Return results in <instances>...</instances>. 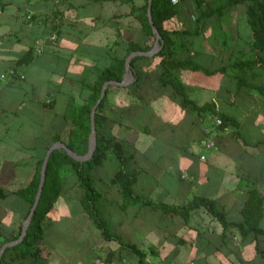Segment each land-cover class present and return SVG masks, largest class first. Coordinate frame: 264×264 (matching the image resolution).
<instances>
[{"label":"crops","instance_id":"1","mask_svg":"<svg viewBox=\"0 0 264 264\" xmlns=\"http://www.w3.org/2000/svg\"><path fill=\"white\" fill-rule=\"evenodd\" d=\"M238 6L243 5L228 8L220 17L204 18L202 48L196 49L192 42L198 36L187 40L196 61L210 69L227 66L224 73L208 76L209 81L203 78L201 89L188 86L187 78L197 75L194 72L180 77L193 99L215 100L220 112L235 116L241 135L253 145H243L234 137L233 128L219 129L211 125L212 119L201 120L166 97L156 96L159 92L149 84L142 93L152 102L153 113L145 119L158 121L166 131L152 136L150 130L133 137L129 129L121 127L117 136L133 152L130 169L138 170L133 186L138 195L174 205L203 195L215 200L229 220L242 222L248 189L255 187L264 197V97L255 90L235 91L236 71L229 63L247 54L244 37L248 34L242 18L244 6L240 16L236 15ZM128 11L127 4L111 1L0 0V74L11 68L15 71L12 77L0 78V189L6 193L0 196V240L15 234L26 218L27 203L13 191L28 183L41 137L60 132L66 125L62 112L68 95L78 92L71 80H77L85 66L92 68L105 60L100 48L114 40L113 22L121 25L124 41L140 37L136 23L125 17ZM117 15L123 16L115 18ZM186 20L179 11L165 27L176 22L169 29H183ZM227 26L237 27L233 37ZM51 34L56 35L54 40L48 39ZM39 37L43 38L41 51L30 63L15 65ZM226 78L234 81V93L223 86ZM253 83L264 86V73L259 71ZM245 95L252 97V103L243 99ZM203 137L213 140L212 149L200 145ZM257 140L262 141L255 144ZM114 169L115 161L109 157L91 170L100 193L97 208L106 229L114 234L108 238L81 207L78 199L83 191L75 178L60 169L66 190L41 223L39 244L45 264H94L96 259L105 264H137L135 250L144 254L145 264H264V235H257L258 250L255 242L242 241L234 227L226 229L223 241L221 226L202 208L191 211L185 224L179 215H166L139 202L121 205L119 190L111 183ZM259 224L264 228V216Z\"/></svg>","mask_w":264,"mask_h":264},{"label":"trees","instance_id":"2","mask_svg":"<svg viewBox=\"0 0 264 264\" xmlns=\"http://www.w3.org/2000/svg\"><path fill=\"white\" fill-rule=\"evenodd\" d=\"M93 1L127 4L129 11L125 14V17L130 16L132 18L140 29L141 35L138 39L124 41L121 25L113 22L115 38L108 46L100 48L102 51L101 58L105 61L100 64L97 63L92 68L85 66L81 76L77 80H71V86L77 85L78 92L73 91L68 95L62 112V118L66 125L60 132H54L44 138L41 137L38 147L40 153L35 157L33 172L28 183L24 187L13 191L14 194L27 203L24 218L34 201L39 183L40 167L49 145L54 141H61L77 154H84L87 151L88 135L90 133L91 107L100 94L103 82L106 80L120 81L125 71L124 61L126 56L131 51L149 50L154 41L152 28L147 17L148 0H141L139 4L135 0ZM183 1L178 0L176 3H172L171 0L151 1V19L161 37V48L151 56L142 55L132 58L130 73L133 80L130 83L127 85H108L106 87V93L94 113L96 147L88 160H74L61 148L54 149L50 153L46 163L42 191L27 227V232L20 242L7 247L3 251L0 264H45L46 260L42 256V248L39 244L43 237L41 223L58 197L66 190V188H63L60 169H66L75 178L74 182L83 191V195L78 199L81 207L92 221L102 229L104 238L114 235L106 229V221L97 208L100 193L93 184L91 174L93 168L103 164L109 157L115 161L111 183L116 185L119 190L121 205L127 206L139 202L157 208L166 215H179L185 224H187L191 211L202 208L208 216L221 226L220 237L223 241L226 229L234 227L243 237L242 241L255 242V249L258 250L257 235H264V228L260 227L259 224L264 216V197L260 190L255 187L248 189L241 208L242 222L229 220L225 212L217 207L215 200L203 195H193L182 205L152 201L134 191L133 186L137 180L138 170L130 169L133 152L128 151L124 140L117 136L120 128L125 127L135 137L139 133L138 129L142 120L149 112L153 113V108L150 107L152 102L147 101L142 93L143 87L149 84L159 92L156 96L166 97L170 103L193 112L201 120L212 119L211 125L219 129L233 128L234 137L241 140L243 145H253L238 130V119L233 115L220 112L215 100L208 99L199 102L193 99L189 94L187 85L178 75V70L200 72L205 76L224 73L227 66L210 69L196 61L195 53H189L190 48L187 45V40L189 37L194 38L200 35L205 17H220L228 8L243 5L248 30V34L244 37L247 54L229 63V66L236 71L233 75L235 91L240 88L255 90L264 97V86L253 83V78L259 71L264 73V0H191L195 5L193 28L169 29L165 27L167 20L178 15L180 4ZM121 16L117 15L115 18ZM35 54L34 47L27 49L22 56L14 61L15 65L30 63ZM154 59H157V61L151 65L150 62ZM139 62L143 64L138 65ZM81 92H85V94H81ZM215 116L220 119V124H214ZM141 129L144 133L150 131L147 123H143ZM260 141L257 140L255 144ZM5 195L6 193L0 189V196ZM20 231L21 223H19L15 234L11 237L4 236L0 240V246L7 241L16 239ZM196 231L197 235H200L198 234L199 231ZM114 237L119 243L123 244L121 238ZM135 251L137 264H145L144 254L139 250Z\"/></svg>","mask_w":264,"mask_h":264},{"label":"water","instance_id":"3","mask_svg":"<svg viewBox=\"0 0 264 264\" xmlns=\"http://www.w3.org/2000/svg\"><path fill=\"white\" fill-rule=\"evenodd\" d=\"M151 1L152 0H148L147 17H148V21L151 25L152 32L154 35V41H153L152 47L147 51H141V50L131 51L126 56L125 61H124L125 71H124L123 77L120 81L106 80L103 82V84L101 86L100 94H99L96 102L91 107V111H90V133L88 135L87 151L84 154H77L76 152L71 150L65 143H63L61 141H54L49 145V147L47 148V150L44 154L43 161H42V164L40 167V177H39V183H38L37 191L35 194V198H34L32 205L29 208V211H28L26 218L21 223L20 234L18 235V237L16 239H13V240H10V241H7V242L1 244V246H0V258H1L3 251L7 247L15 245L18 242H20L27 232V227L30 223V220H31V217L35 211V208L38 204L39 197H40V194L42 191V187H43V183H44V179H45L46 163H47V160H48L50 153L54 149H60L61 148L66 152L67 155H69L74 160H77V161L88 160L92 156L93 151L96 147V132H95V123H94V113H95L97 105L100 103V101L102 100L103 96L106 93V87L108 85H127L128 83H130L133 80V77L130 80H128V74L130 72V61L132 60V58L135 56H142V55L151 56V55L155 54L161 48V46H162L161 37H160L155 25L152 22V19H151V13H150Z\"/></svg>","mask_w":264,"mask_h":264},{"label":"rangeland","instance_id":"4","mask_svg":"<svg viewBox=\"0 0 264 264\" xmlns=\"http://www.w3.org/2000/svg\"><path fill=\"white\" fill-rule=\"evenodd\" d=\"M180 6H181L180 7V12L183 13V14H185V17H187V20L185 21V26L184 25L183 26L186 27V28H193V26H194L193 18L195 16V13H194V7H195V5H194V3H192L191 0H184L182 2V4H180ZM189 12H190V14H189ZM236 12H237L236 15H238V16L242 15L243 14V6H238ZM242 16H243L242 18L244 19L245 18V15L243 14ZM167 26L169 28L176 27V22H173L171 24L169 23V24H167ZM227 28H228L227 31L230 32V34H231L232 37L235 35L234 34L235 31L236 32L238 31L237 27H229V26H227ZM204 35H205V32H204V27H203L202 30H201V34L197 38L192 39V42L193 43L195 42V44H196V49L202 48V42L204 40ZM225 36L226 37H229V34L226 33ZM198 44H201V45H198ZM156 61H157V59H154L152 62H150V64L153 65ZM141 64H143V63L142 62H139L138 63V65H141ZM144 66H147V65H144ZM192 72L193 71H187V70H181V69H179L178 70V73H179L178 75L179 76L181 75V76H184L185 77L186 76L185 75L186 73H190L191 74ZM193 74H197V75H192L191 74V76L189 75L188 78H187V80H190V84L192 83V85H190V84L188 85L189 88L190 87L191 88L192 87L193 88L198 87V88L201 89V88H203L205 86V84H203V80H204L203 78H205L206 81H209L211 79V77L205 76V75H203L200 72H194ZM131 78H132V75L129 72V74H128V80H130ZM213 82H214V80H213ZM222 84H223V86L225 85V87H227V90L230 93H234V91H233L234 90V81L231 82L230 79L226 78V79H223ZM199 91L201 92V90H199ZM243 99L245 101L248 100V102L252 103V97L251 96L245 95V97ZM231 111L235 113V110L234 109H232ZM146 122L149 123V128L151 130V133H149V134H151L152 136L157 135L159 133H163L164 131H166V128L167 127H165L164 125H162L158 121H154V119H149L148 121H146V119H143L142 122H141V125H140V127L138 129L140 134H144V132L142 131L141 128H142L143 123H146ZM170 129H172V128H170ZM109 169H110L109 167L106 168V171L105 172L107 173L109 171ZM87 257H88V254H85V258H87Z\"/></svg>","mask_w":264,"mask_h":264},{"label":"built area","instance_id":"5","mask_svg":"<svg viewBox=\"0 0 264 264\" xmlns=\"http://www.w3.org/2000/svg\"><path fill=\"white\" fill-rule=\"evenodd\" d=\"M171 1H172V3H176L178 0H171ZM55 37H56L55 34H51L48 39L49 40H54ZM34 43H35V47H34L35 48V52L39 53L41 51V46L43 45V38H40V37L36 38ZM14 75H15V71H14V69L11 68V69L7 70L5 73L0 74V78L4 79V78H7V77H12ZM214 124L215 125L220 124V119L217 118L216 116L214 117ZM199 143L205 149H212L214 147L213 140H209L208 138H205V137L201 138L199 140ZM200 158L203 159L204 156L201 155ZM181 177L186 178L188 176L186 174H182ZM94 264H105V262L103 260L96 259L94 261Z\"/></svg>","mask_w":264,"mask_h":264}]
</instances>
